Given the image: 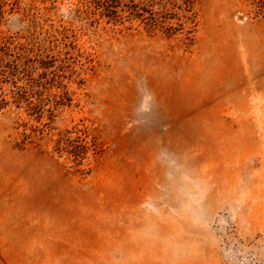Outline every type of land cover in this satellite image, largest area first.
<instances>
[{
  "label": "rangeland",
  "instance_id": "1",
  "mask_svg": "<svg viewBox=\"0 0 264 264\" xmlns=\"http://www.w3.org/2000/svg\"><path fill=\"white\" fill-rule=\"evenodd\" d=\"M0 264H264V0H0Z\"/></svg>",
  "mask_w": 264,
  "mask_h": 264
}]
</instances>
